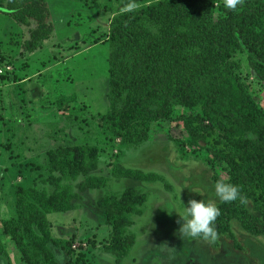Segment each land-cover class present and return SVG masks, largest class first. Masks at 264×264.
I'll return each mask as SVG.
<instances>
[{
    "label": "rangeland",
    "instance_id": "rangeland-1",
    "mask_svg": "<svg viewBox=\"0 0 264 264\" xmlns=\"http://www.w3.org/2000/svg\"><path fill=\"white\" fill-rule=\"evenodd\" d=\"M138 3L47 0V21L53 30L35 51L29 44L35 40L37 23L19 24L0 11V264H29L23 246L29 247L30 237L17 214L21 189L51 195L67 185L79 198L73 200L74 210L47 215L56 244H48L50 261L39 260L40 264H264V237L250 234L237 220L215 241L183 237L179 231L180 215L190 200L222 203L215 194L214 175L228 176L223 163L214 168L209 162L211 151L224 146L219 131L209 128L207 121H193L205 130V138L199 147L182 145L188 135L181 117L189 111L175 105L173 116L153 122L150 139L136 146L103 118L111 108L113 22ZM0 4L7 6L8 0ZM234 59L240 62L238 72L253 98L263 106L264 79L256 77L244 52L238 50ZM73 145L100 149L98 167L90 176L103 178V187L81 191L79 185L87 176L69 180L52 168L49 153ZM118 165L156 172L161 180L115 176ZM129 187L146 193L148 200L142 215L131 216L136 243L119 262L105 251L112 228L98 201ZM247 207L259 215L254 201ZM6 226L9 234L4 233ZM35 232L40 235L37 228Z\"/></svg>",
    "mask_w": 264,
    "mask_h": 264
},
{
    "label": "trees",
    "instance_id": "trees-1",
    "mask_svg": "<svg viewBox=\"0 0 264 264\" xmlns=\"http://www.w3.org/2000/svg\"><path fill=\"white\" fill-rule=\"evenodd\" d=\"M136 8L114 19L110 35L113 47L109 67L111 79L110 111L103 117L110 128L124 131V137L136 146L151 137V124L169 119L175 105L183 106L187 137L182 145L199 147L204 129L195 122H209L219 131L224 146L214 149L209 159L214 168L224 164L227 178L215 173V182L238 185L247 203L222 202L216 221L217 233L230 232L233 220L252 235L264 237V105H259L238 72L237 51L247 55L254 74L264 79V0H243L238 11L225 8L224 0H117ZM0 11L11 14L19 24L33 20L38 28L29 44L35 51L48 39L53 26L48 23L47 0H8ZM41 43H38V42ZM139 130V134L133 132ZM250 134L252 136H250ZM97 146L59 147L49 153L55 171L69 180L87 176L81 191L101 188L103 178L90 176L98 167ZM114 175L154 183L161 180L156 172L114 167ZM17 203L18 222L30 237L23 246L26 261L40 264L50 261L48 244L51 212L65 213L75 209L79 198L70 185L48 195L36 188L21 189ZM148 200L134 187L120 195H105L98 201L111 226V239L105 251L120 262L126 259L136 243L131 231V216L142 215ZM256 204L259 215L247 207ZM35 228L39 231L37 235ZM9 228L4 233L9 234ZM1 235V233H0ZM13 239L19 244L18 235ZM34 255L30 258L29 255Z\"/></svg>",
    "mask_w": 264,
    "mask_h": 264
},
{
    "label": "clouds",
    "instance_id": "clouds-1",
    "mask_svg": "<svg viewBox=\"0 0 264 264\" xmlns=\"http://www.w3.org/2000/svg\"><path fill=\"white\" fill-rule=\"evenodd\" d=\"M243 5V0H224L226 9L236 12ZM131 7V6H129ZM215 194L221 202L231 203L239 201L247 203L238 185L218 181L214 185ZM180 215V214H179ZM221 215V210L211 201L192 199L185 205V214L180 215L183 223L179 229L183 237L203 238L215 241L218 238L216 221Z\"/></svg>",
    "mask_w": 264,
    "mask_h": 264
}]
</instances>
